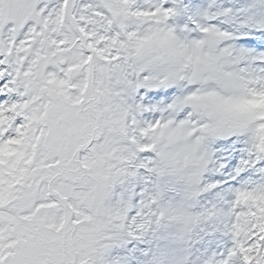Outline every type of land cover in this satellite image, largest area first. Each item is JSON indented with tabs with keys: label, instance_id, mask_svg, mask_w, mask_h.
I'll return each mask as SVG.
<instances>
[{
	"label": "snow or ice",
	"instance_id": "obj_1",
	"mask_svg": "<svg viewBox=\"0 0 264 264\" xmlns=\"http://www.w3.org/2000/svg\"><path fill=\"white\" fill-rule=\"evenodd\" d=\"M0 264H264V0H0Z\"/></svg>",
	"mask_w": 264,
	"mask_h": 264
}]
</instances>
